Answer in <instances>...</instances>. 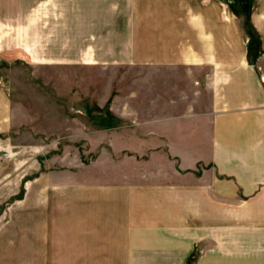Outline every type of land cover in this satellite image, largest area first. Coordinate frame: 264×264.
Listing matches in <instances>:
<instances>
[{
  "label": "crops",
  "instance_id": "crops-1",
  "mask_svg": "<svg viewBox=\"0 0 264 264\" xmlns=\"http://www.w3.org/2000/svg\"><path fill=\"white\" fill-rule=\"evenodd\" d=\"M134 1L97 0L80 34L66 18L64 34H49L50 57L113 71L97 104L110 101L139 132L129 142L146 159L112 181L66 178L15 197L0 212V264H185L197 247L194 264H264V87L242 25L228 11L220 18L216 0ZM262 3L248 18L259 58ZM42 7L32 55L18 39L34 63L48 56Z\"/></svg>",
  "mask_w": 264,
  "mask_h": 264
},
{
  "label": "rangeland",
  "instance_id": "rangeland-1",
  "mask_svg": "<svg viewBox=\"0 0 264 264\" xmlns=\"http://www.w3.org/2000/svg\"><path fill=\"white\" fill-rule=\"evenodd\" d=\"M185 1L207 5L214 0ZM244 1L232 0L229 9L227 0H216L219 17L238 19L248 43L257 32L248 21L254 32L247 33L245 19L249 18L250 6L256 12L264 0H247L246 13ZM96 3L97 0H0L1 18L11 23L5 38L7 46L0 48V212L15 197L42 192L46 182L99 176L112 181L128 173L131 159L141 161L147 157L132 153L134 145L129 141L135 138L130 139L129 135L139 132L114 116L110 101L97 104L96 98L106 94L97 90V86H108L114 79L113 71L108 67L87 70L78 64L61 62L65 58L50 57L49 34L57 27L58 33L64 34L61 27L65 26L60 24L66 18L73 20L74 33L80 34L81 15L97 12ZM39 6H43L42 15L39 14L42 20L36 32L41 30L43 39L38 42V48L48 56L34 63L18 39L23 36L29 40L24 45L31 49L32 55L35 31L32 21ZM259 55L251 62L260 77L264 73V56L259 58ZM125 74L128 73H123V78ZM260 81L264 87V81ZM198 249L188 252L185 264H194Z\"/></svg>",
  "mask_w": 264,
  "mask_h": 264
},
{
  "label": "trees",
  "instance_id": "trees-1",
  "mask_svg": "<svg viewBox=\"0 0 264 264\" xmlns=\"http://www.w3.org/2000/svg\"><path fill=\"white\" fill-rule=\"evenodd\" d=\"M245 5H244V12L246 13L247 11V0L244 1ZM234 7V6H233ZM235 9V8H234ZM236 10V9H235ZM248 18L246 17L245 19V25L247 26V33L251 34L253 31V28L250 26L249 22H248ZM254 37L250 38L248 40V46H247V55H248V59L249 61H254L258 55V53H256L257 48H258V38L256 34H253ZM256 51V52H255Z\"/></svg>",
  "mask_w": 264,
  "mask_h": 264
},
{
  "label": "built area",
  "instance_id": "built-area-1",
  "mask_svg": "<svg viewBox=\"0 0 264 264\" xmlns=\"http://www.w3.org/2000/svg\"><path fill=\"white\" fill-rule=\"evenodd\" d=\"M259 78H260V80L264 81V73H260V77Z\"/></svg>",
  "mask_w": 264,
  "mask_h": 264
}]
</instances>
